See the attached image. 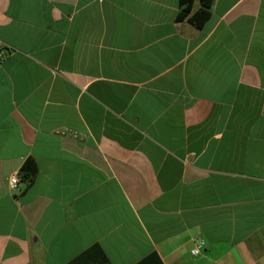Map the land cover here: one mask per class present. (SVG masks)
<instances>
[{"label":"crops","instance_id":"crops-1","mask_svg":"<svg viewBox=\"0 0 264 264\" xmlns=\"http://www.w3.org/2000/svg\"><path fill=\"white\" fill-rule=\"evenodd\" d=\"M179 10L0 0V264H264V0Z\"/></svg>","mask_w":264,"mask_h":264},{"label":"trees","instance_id":"trees-1","mask_svg":"<svg viewBox=\"0 0 264 264\" xmlns=\"http://www.w3.org/2000/svg\"><path fill=\"white\" fill-rule=\"evenodd\" d=\"M197 0H180V10L177 21H187L197 29H202L211 19L212 9L215 0H199V8L196 9ZM39 173L36 161L29 158L21 168L20 175L27 185H32ZM70 264H110L105 252L99 245L91 247L89 250L75 258ZM138 264H163L157 253H152Z\"/></svg>","mask_w":264,"mask_h":264},{"label":"built area","instance_id":"built-area-1","mask_svg":"<svg viewBox=\"0 0 264 264\" xmlns=\"http://www.w3.org/2000/svg\"><path fill=\"white\" fill-rule=\"evenodd\" d=\"M3 59V55L0 53V60ZM61 135H73V133H71L69 130H62L59 132ZM76 137V136H74ZM27 183L24 182L22 180V177L20 175V173H17V174H14L12 175L10 178H9V186L11 189L13 190H17L19 189L20 187H23V186H26ZM205 247V240L201 237H199L196 241V246L195 248L192 250V255L194 257H197L199 256L201 253H202V250L204 249Z\"/></svg>","mask_w":264,"mask_h":264}]
</instances>
